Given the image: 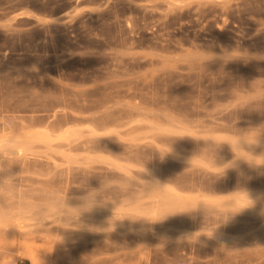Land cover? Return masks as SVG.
<instances>
[{
	"label": "rangeland",
	"instance_id": "374dc122",
	"mask_svg": "<svg viewBox=\"0 0 264 264\" xmlns=\"http://www.w3.org/2000/svg\"><path fill=\"white\" fill-rule=\"evenodd\" d=\"M0 145V264H264V0H0Z\"/></svg>",
	"mask_w": 264,
	"mask_h": 264
},
{
	"label": "bare ground",
	"instance_id": "6f19581e",
	"mask_svg": "<svg viewBox=\"0 0 264 264\" xmlns=\"http://www.w3.org/2000/svg\"><path fill=\"white\" fill-rule=\"evenodd\" d=\"M74 131V130H73ZM75 132V131H74ZM73 133V132H72ZM27 136V135H26ZM23 137V136H21ZM19 137V139H21ZM26 138V137H25ZM4 140V139H3ZM6 140V139H5ZM13 140V139H12ZM11 140V141H12ZM18 140V139H16ZM15 141H12V143H16ZM28 140V139H27ZM19 141V140H18ZM17 141V142H18ZM7 142V141H6ZM4 142V143H6ZM10 142V141H8ZM21 142V140L19 141ZM11 143V142H10ZM9 144V143H8ZM27 144V143H26ZM29 144V143H28ZM27 144V146H28ZM13 145V144H12ZM1 146V145H0ZM7 146V144H6ZM17 146V145H16ZM26 146V145H25ZM3 147V146H2ZM5 147V146H4ZM20 147V145H19ZM24 147V146H23ZM9 148V147H8ZM5 150V149H4ZM8 150V149H7ZM26 150V149H25ZM24 151V150H23ZM3 163V162H2ZM2 165V164H1ZM238 192V190H237ZM3 193V192H2ZM1 193V194H2ZM231 193V192H230ZM234 193V192H232ZM225 194V193H224ZM143 196V195H142ZM148 198L151 199V202L145 203L146 205L144 206H137L134 207V212L137 211L141 215H152L154 217H166L173 215L175 213H178L180 211H187L189 214H200V213H216L219 210H223L224 212L229 211V210H235L237 212L243 211L247 208H256L254 207V196L251 194H239V193H234V194H228V195H214V194H209V193H192V194H185L183 192H177L175 190L170 191L168 190H162V191H153L148 194ZM136 200V198H134ZM134 200V202H135ZM141 200V199H139ZM73 201V200H72ZM60 203V202H59ZM131 203V202H130ZM136 203V202H135ZM3 204V203H2ZM8 204V203H7ZM28 204V203H27ZM65 205H62L63 207H52L53 212H58L61 213L60 211H64L67 214L75 215L77 216V212L80 210L78 206H76L74 203H64ZM47 205V204H46ZM60 205V204H59ZM51 206V205H50ZM257 206V205H256ZM7 207V206H6ZM26 207V206H25ZM259 207V206H257ZM50 208V207H49ZM260 208V207H259ZM246 209V210H247ZM10 210V208H8ZM2 207H0V222L4 224H13V220L16 217L15 212L13 211V208L8 211ZM31 210V209H30ZM129 210V209H127ZM257 210V209H256ZM43 211V210H42ZM45 211H48L47 209ZM231 211V212H232ZM255 211V210H254ZM252 211V212H254ZM262 215H264V209L259 210ZM31 212V211H30ZM36 212V211H35ZM33 212V213H35ZM221 212V211H220ZM246 212V211H245ZM259 212V214H260ZM28 213V210H27ZM39 213V212H38ZM111 212H107L106 214L110 216ZM32 214V213H31ZM99 214V213H98ZM30 215V214H29ZM33 215V214H32ZM31 215V216H32ZM37 215V214H36ZM112 215V214H111ZM41 216V215H40ZM66 217V216H65ZM196 217V216H195ZM127 218V217H126ZM134 218V217H133ZM17 219V217H16ZM140 219V218H139ZM138 219V220H139ZM18 220V219H17ZM41 220V218H40ZM43 220V219H42ZM133 221V220H132ZM104 222V221H103ZM140 222V220H139ZM39 223V222H38ZM19 224V222H18ZM82 224V223H81ZM89 224V223H88ZM140 224V223H139ZM138 224V225H139ZM44 225V222H43ZM107 225V223H106ZM111 226V225H109ZM83 227V226H82ZM133 227V226H132ZM129 228V227H128ZM91 230V229H90ZM89 230V232H90ZM92 231L95 232V230L92 229ZM49 239V238H48ZM29 240V239H27ZM26 240V241H27ZM32 241V240H30ZM31 246V245H30ZM39 246V245H38ZM32 247V246H31ZM46 247V246H45ZM26 248V247H25ZM27 249V248H26ZM36 249V248H35ZM35 249L27 250V254L32 260L33 264H40L42 260H39L42 258L39 256V252L36 251ZM50 249V248H49ZM149 249V248H148ZM162 250V249H161ZM26 251V250H24ZM49 254V253H48ZM38 255V256H37ZM50 255V254H49ZM52 258V257H51ZM44 259V258H43ZM46 259H44L45 261ZM43 262V261H42Z\"/></svg>",
	"mask_w": 264,
	"mask_h": 264
},
{
	"label": "clouds",
	"instance_id": "9594fccd",
	"mask_svg": "<svg viewBox=\"0 0 264 264\" xmlns=\"http://www.w3.org/2000/svg\"><path fill=\"white\" fill-rule=\"evenodd\" d=\"M247 209V208H246Z\"/></svg>",
	"mask_w": 264,
	"mask_h": 264
}]
</instances>
